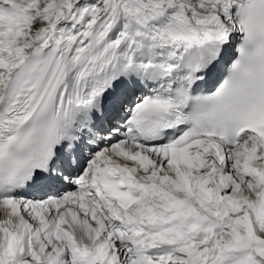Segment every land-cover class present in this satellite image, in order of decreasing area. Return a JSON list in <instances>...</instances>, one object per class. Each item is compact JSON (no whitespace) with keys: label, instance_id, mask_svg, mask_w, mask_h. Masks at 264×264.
<instances>
[{"label":"snow or ice","instance_id":"1","mask_svg":"<svg viewBox=\"0 0 264 264\" xmlns=\"http://www.w3.org/2000/svg\"><path fill=\"white\" fill-rule=\"evenodd\" d=\"M0 264H264V0H0Z\"/></svg>","mask_w":264,"mask_h":264}]
</instances>
